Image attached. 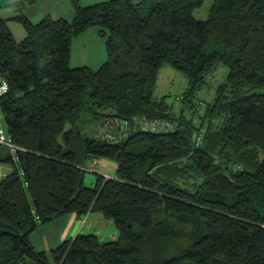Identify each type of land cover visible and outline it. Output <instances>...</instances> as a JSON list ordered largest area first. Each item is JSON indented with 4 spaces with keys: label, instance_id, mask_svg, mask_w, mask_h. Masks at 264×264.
I'll list each match as a JSON object with an SVG mask.
<instances>
[{
    "label": "trees",
    "instance_id": "1",
    "mask_svg": "<svg viewBox=\"0 0 264 264\" xmlns=\"http://www.w3.org/2000/svg\"><path fill=\"white\" fill-rule=\"evenodd\" d=\"M204 1L71 0L73 21L17 16L24 40L0 16V108L21 149L0 153L11 167L0 180V264H264V0H213L198 20ZM97 26L108 60L71 66L74 37ZM219 64L230 73L201 109ZM168 65L188 79L180 101L192 119L155 96ZM143 118L174 127L152 132ZM102 158L116 176L87 187L86 167ZM90 212L118 238L82 233L36 251L39 224Z\"/></svg>",
    "mask_w": 264,
    "mask_h": 264
},
{
    "label": "rangeland",
    "instance_id": "2",
    "mask_svg": "<svg viewBox=\"0 0 264 264\" xmlns=\"http://www.w3.org/2000/svg\"><path fill=\"white\" fill-rule=\"evenodd\" d=\"M107 2L108 0H81L82 5L88 6L93 5L100 2ZM214 2L213 0H205L203 4L195 8L193 10V15L198 20H207L209 18V12L211 10V7L213 6ZM69 5L71 8V11L74 13V10L72 8L71 0H69ZM58 9L61 10V8L64 6V2L61 1L57 4ZM66 6V2H65ZM70 17L72 15L70 14ZM70 21H73V19H68ZM72 58H71V65L72 66H91L94 69H98L101 64H104L108 60V53H107V41L106 38L101 35L99 27H90L87 30H85L84 33L74 37L72 41ZM230 71L228 66L225 64H219L217 69L214 73L210 74L207 77L206 85L203 87V89L199 92V97L197 101H199L201 104V109H204V106L207 102L214 100L216 96V90L219 85L223 84ZM158 87L155 93L156 97L162 98L164 96L168 97L167 100L169 103H171L176 111L177 114L184 113L187 115L188 119H192V112L190 113V110L187 111V113L182 111L181 106V95L188 89V79L187 77L180 72H177L174 68L168 65V67H164L160 71V77L157 83ZM264 92V88L260 90V92ZM196 101V102H197ZM195 102V104H197ZM203 104V105H202ZM195 106V105H194ZM181 107V108H180ZM200 109V110H201ZM195 118H193V121L199 125V118H196L197 116L194 115ZM0 152L2 158H8L12 154V150L10 147L6 145H0ZM88 170L85 175V184L87 187L92 188L96 185L97 177L98 175H109V177L114 178L117 174L118 168H117V162L112 161L109 159L102 158L97 161V163L93 162L89 167H86ZM11 167L8 165H5L0 162V180L4 177H6L8 174H10ZM9 171V173H8ZM98 212H94L95 215ZM65 218V217H61ZM96 217L91 218L89 221L92 222L93 219ZM59 220V219H58ZM105 222L100 224L99 221L96 223V225L93 226L92 230H97L102 235L106 236L107 240H112L110 234H113V231L118 232L117 227L114 225L112 221H108L107 219L104 220ZM48 226L47 224H39V226L36 228V231L31 235V240L34 242L38 250H42L43 248L46 249V244H48V241L51 240V242L54 241L55 235L58 231L57 224L56 227L50 226L51 231L48 232L46 229ZM87 232H90L86 228ZM48 235L50 236L49 240H47ZM118 235L116 236L118 238ZM116 238V239H117ZM105 239V240H106ZM114 239V240H116ZM58 246V244H55V247Z\"/></svg>",
    "mask_w": 264,
    "mask_h": 264
},
{
    "label": "crops",
    "instance_id": "3",
    "mask_svg": "<svg viewBox=\"0 0 264 264\" xmlns=\"http://www.w3.org/2000/svg\"><path fill=\"white\" fill-rule=\"evenodd\" d=\"M61 1L64 2V6L60 10L58 9L57 4ZM65 2H66V6H65ZM20 3L24 4V7H22L21 10L17 6ZM21 13H24L32 22L36 24L39 23L40 20L46 16H52L55 19L62 17H65L67 19H73L74 17V13L71 11L69 5V0H0V16L7 21L11 33L15 36V38H17V40H24L28 36V33L24 25L18 20H16V17L19 16ZM70 14L72 15V17H70ZM101 66H99L98 68H100ZM73 67H83V66H73ZM91 68L94 69L93 67ZM94 70H98V69H94ZM95 163H97V161ZM104 175L106 177H109V175L106 174ZM93 213L94 212H90L82 217L78 216L76 213H70V215L64 216L65 218H59V220L48 223V226L46 228L48 232L52 230L50 226L56 227V224L58 231L55 235V239L53 242L49 240L50 236L48 235L47 240L49 241L48 244H46V249L43 248L42 250H38L34 242L31 240V237L30 240L32 241L36 251L38 250L48 253L53 248L60 246L62 242L82 233H89V234L96 233L104 241H110L111 239L110 240L106 239L107 235L104 236L97 230L95 229L92 230L93 226L96 225L98 221L100 224H102L105 222L104 220L106 219L100 213H96L95 215ZM93 217L96 218L93 219L92 222H90L89 220ZM86 228L90 230V232L84 231L86 230ZM117 235L118 232L113 231V234H110L109 236H111L112 240H114L117 238L116 237ZM55 244H58V246L55 247Z\"/></svg>",
    "mask_w": 264,
    "mask_h": 264
},
{
    "label": "built area",
    "instance_id": "4",
    "mask_svg": "<svg viewBox=\"0 0 264 264\" xmlns=\"http://www.w3.org/2000/svg\"><path fill=\"white\" fill-rule=\"evenodd\" d=\"M2 81V84L0 85V95L7 93L8 90V83L6 81ZM142 127L144 129H148L152 132H170V129L174 127L173 124L167 122V121H146L144 118L140 120ZM0 145H6L11 148L13 151V154L15 156H18V152L21 150L19 147H17L13 141L12 138L9 136L8 127H6L3 115L1 114V108H0ZM16 160V159H15ZM37 218H39L37 216Z\"/></svg>",
    "mask_w": 264,
    "mask_h": 264
},
{
    "label": "water",
    "instance_id": "5",
    "mask_svg": "<svg viewBox=\"0 0 264 264\" xmlns=\"http://www.w3.org/2000/svg\"><path fill=\"white\" fill-rule=\"evenodd\" d=\"M2 84V81H1V79H0V85Z\"/></svg>",
    "mask_w": 264,
    "mask_h": 264
},
{
    "label": "clouds",
    "instance_id": "6",
    "mask_svg": "<svg viewBox=\"0 0 264 264\" xmlns=\"http://www.w3.org/2000/svg\"><path fill=\"white\" fill-rule=\"evenodd\" d=\"M2 80V79H1Z\"/></svg>",
    "mask_w": 264,
    "mask_h": 264
}]
</instances>
